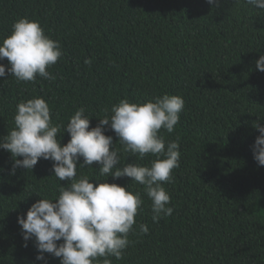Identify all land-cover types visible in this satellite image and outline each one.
<instances>
[{
    "label": "trees",
    "instance_id": "16d2710c",
    "mask_svg": "<svg viewBox=\"0 0 264 264\" xmlns=\"http://www.w3.org/2000/svg\"><path fill=\"white\" fill-rule=\"evenodd\" d=\"M21 17L39 21L60 41L63 56L48 69L55 80L37 77L35 83H18L7 72V58L0 60L6 66L0 137L13 128L16 105L33 97L44 98L53 124L63 126L84 107L90 128L122 99L144 102L167 93L185 101L174 131L161 129L166 141L180 138V166L163 185L170 216L154 223L144 186L131 178L100 176L96 163L77 167V179L129 186L144 200L123 258L108 257L111 264H264V166L252 152L259 135L254 123L264 125V72L255 63L264 54V9L246 0H220L219 6L207 0H0V41ZM104 131L120 152L117 167L150 166L156 158L123 152L115 132ZM59 139L66 144L70 135ZM12 164L0 149V264H42L33 240L23 246L17 217H26L40 197L58 196L67 181L53 175L51 160L14 175ZM45 255L48 264H60Z\"/></svg>",
    "mask_w": 264,
    "mask_h": 264
},
{
    "label": "clouds",
    "instance_id": "9594fccd",
    "mask_svg": "<svg viewBox=\"0 0 264 264\" xmlns=\"http://www.w3.org/2000/svg\"><path fill=\"white\" fill-rule=\"evenodd\" d=\"M207 2L213 6L220 4V0ZM246 3L264 9V0ZM62 56L60 41L46 35L39 21L27 17L16 20L10 34L0 41V60L7 58V72L18 83H35L37 77L55 80L48 69ZM85 63L91 60L86 59ZM255 63L257 70L264 72V54ZM5 73L6 66L0 63V77ZM184 106L181 96L167 93L144 102L122 99L111 106L110 115L109 109H105V116L90 128L91 115L85 114L84 107L78 108L63 126L53 124L50 106L42 97L16 105L14 126L0 137V149L13 158L10 174L14 175L17 168L32 170L44 159L53 162L52 172L59 181H67L60 185L58 196L38 195L40 199L30 206L26 217H17L23 246L28 247V241L33 240L36 261L48 264L45 254H49L59 258L60 264H111L108 257L122 259L130 244L129 233L135 232V217L144 204L141 193L106 179H96L100 181L97 183L87 175L77 179L78 166L92 167L96 163L100 165V176H127L143 185L144 194L152 202L154 223L173 213L169 206L171 196L163 185L173 182L172 171L180 166V138L166 141L161 129L172 133ZM106 126L119 138L123 152L139 160L147 155L156 157L150 166L127 163L117 167L120 152L113 137L105 134ZM254 127L259 135L252 146L253 157L258 166H264V125L255 122ZM65 131L70 139L62 145L59 136ZM139 229L141 234L149 231L146 224H140Z\"/></svg>",
    "mask_w": 264,
    "mask_h": 264
}]
</instances>
